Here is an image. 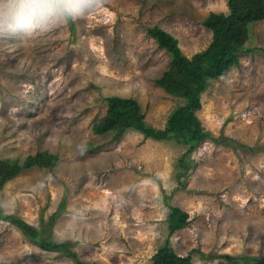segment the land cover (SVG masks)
I'll use <instances>...</instances> for the list:
<instances>
[{
	"label": "rangeland",
	"instance_id": "374dc122",
	"mask_svg": "<svg viewBox=\"0 0 264 264\" xmlns=\"http://www.w3.org/2000/svg\"><path fill=\"white\" fill-rule=\"evenodd\" d=\"M228 1L97 0L94 11L47 32L0 36V160L59 155L53 167L8 181L3 211L42 232L59 211L54 237L72 242L85 264H153L166 241L192 264L264 257V20L251 25L239 65L208 80L196 114L209 137L190 156L176 139L93 131L113 95L136 99L147 123L164 128L186 101L156 82L171 56L149 27L171 32L191 57L212 41L205 19L228 13ZM170 205L189 212L173 233ZM0 264L77 263L0 219Z\"/></svg>",
	"mask_w": 264,
	"mask_h": 264
},
{
	"label": "trees",
	"instance_id": "16d2710c",
	"mask_svg": "<svg viewBox=\"0 0 264 264\" xmlns=\"http://www.w3.org/2000/svg\"><path fill=\"white\" fill-rule=\"evenodd\" d=\"M228 6V13L211 12L205 19L204 24L212 31V41L207 48L191 57L184 54L178 38L171 32L158 25L149 27L150 35L155 38L159 47L164 48L171 56L170 67L156 82L167 92L186 101L170 114L164 128L147 123L145 113L136 99L113 95L107 98L106 113L94 121L93 131L99 135L113 133L115 139L121 138L129 130L140 132L144 138L159 141L176 139L180 144L187 146L185 157L190 156L198 145L209 137L196 114L202 107L201 96L208 87V80L220 78L228 70L239 65L241 53L249 51L245 46L250 37L251 25L264 20V0H229ZM185 157L183 156L180 164L183 168L181 174L184 176L187 175L190 166L184 163ZM58 160L59 155L48 150L28 155L23 162L17 158L0 160V190L22 170L31 167L51 168ZM169 208L170 233L185 228L189 221V212L176 206L170 205ZM59 215V211L54 212L42 232L24 219L6 214L0 205V219L19 226L34 244L43 250H62L77 264H85L70 248L72 242L55 239L53 227ZM201 257H205L202 252ZM220 257L231 262L264 264V257L259 256ZM152 261L153 264H192V255L177 254L166 241L152 256Z\"/></svg>",
	"mask_w": 264,
	"mask_h": 264
},
{
	"label": "clouds",
	"instance_id": "9594fccd",
	"mask_svg": "<svg viewBox=\"0 0 264 264\" xmlns=\"http://www.w3.org/2000/svg\"><path fill=\"white\" fill-rule=\"evenodd\" d=\"M96 7L97 0H0V36L30 38Z\"/></svg>",
	"mask_w": 264,
	"mask_h": 264
}]
</instances>
